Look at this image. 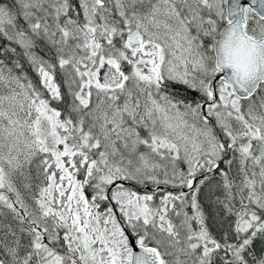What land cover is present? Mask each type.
Returning a JSON list of instances; mask_svg holds the SVG:
<instances>
[{
	"label": "snow or ice",
	"instance_id": "obj_1",
	"mask_svg": "<svg viewBox=\"0 0 264 264\" xmlns=\"http://www.w3.org/2000/svg\"><path fill=\"white\" fill-rule=\"evenodd\" d=\"M0 264H264V0H0Z\"/></svg>",
	"mask_w": 264,
	"mask_h": 264
},
{
	"label": "trees",
	"instance_id": "obj_2",
	"mask_svg": "<svg viewBox=\"0 0 264 264\" xmlns=\"http://www.w3.org/2000/svg\"><path fill=\"white\" fill-rule=\"evenodd\" d=\"M33 78H35V77H33Z\"/></svg>",
	"mask_w": 264,
	"mask_h": 264
}]
</instances>
